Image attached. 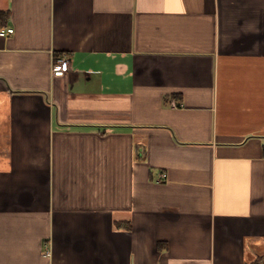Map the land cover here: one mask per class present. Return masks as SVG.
<instances>
[{
  "label": "crops",
  "instance_id": "obj_1",
  "mask_svg": "<svg viewBox=\"0 0 264 264\" xmlns=\"http://www.w3.org/2000/svg\"><path fill=\"white\" fill-rule=\"evenodd\" d=\"M0 9V264H264V0Z\"/></svg>",
  "mask_w": 264,
  "mask_h": 264
},
{
  "label": "built area",
  "instance_id": "obj_2",
  "mask_svg": "<svg viewBox=\"0 0 264 264\" xmlns=\"http://www.w3.org/2000/svg\"><path fill=\"white\" fill-rule=\"evenodd\" d=\"M13 31H14V27H12V26H2L0 28V35L6 36V35L12 33ZM55 64L56 65H54V67H53V74L54 75H63L69 67V64H70L69 58L64 54H60V55L56 56ZM173 104H175V103H173ZM164 176H165V173H161L157 179L163 180Z\"/></svg>",
  "mask_w": 264,
  "mask_h": 264
},
{
  "label": "trees",
  "instance_id": "obj_3",
  "mask_svg": "<svg viewBox=\"0 0 264 264\" xmlns=\"http://www.w3.org/2000/svg\"><path fill=\"white\" fill-rule=\"evenodd\" d=\"M7 16H8V11L5 9H0V28L3 26Z\"/></svg>",
  "mask_w": 264,
  "mask_h": 264
}]
</instances>
